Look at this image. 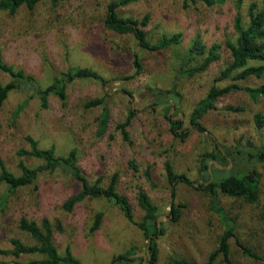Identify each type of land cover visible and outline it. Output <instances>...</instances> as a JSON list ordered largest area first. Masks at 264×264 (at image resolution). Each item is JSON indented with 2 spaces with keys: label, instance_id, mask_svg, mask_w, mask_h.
Segmentation results:
<instances>
[{
  "label": "rangeland",
  "instance_id": "374dc122",
  "mask_svg": "<svg viewBox=\"0 0 264 264\" xmlns=\"http://www.w3.org/2000/svg\"><path fill=\"white\" fill-rule=\"evenodd\" d=\"M108 1L69 0L55 5L45 1L32 10L21 7L15 14L0 11L2 58L15 69L32 75L38 86H46L61 71L77 66L91 68L108 80L102 84L94 79H76L67 85L64 101L50 95L47 107L41 106L39 97L28 85L10 91L0 107V157L8 170L18 174L20 160L31 167L44 164L40 158L17 155L18 148L29 147L27 135L40 147L53 146L58 155L75 148L77 163L89 180L101 177V184L106 185L112 174L118 173L117 190L129 198L137 221L143 215L137 202V187L141 186L159 207L160 222L164 223L165 232L156 239L157 259L153 263L147 260L145 235L112 201L88 197L72 211L64 209L63 201L77 191L78 184L60 168L54 172L43 170L33 184L8 193L0 211V249L11 250L10 240L15 237L25 243L33 242L18 227L20 216L25 215L37 223L44 217L49 219L59 251L69 246L84 264H112L114 255L132 249L137 251L136 256H141L135 264H165L169 257L205 264L217 246L221 230L209 195L178 183L172 197L163 162L169 160L176 172L186 173L197 185L199 158L205 152H214L216 144L242 146L247 140L255 145L264 143V126L256 129L253 123V113L264 112V98L252 100L244 90H234L216 100V108L206 111L200 119L205 131H198L190 123L194 106L211 85L230 82L215 81L230 58L224 40L235 38L238 17L247 23V6L254 0H217L209 6L198 2L188 7L183 6L182 0H139L120 6L118 12L122 16L138 19L149 16L144 29L152 41L181 33L179 44L159 51L141 48L131 35L106 28L102 18ZM195 39L206 47L213 42L221 44V57L203 71L183 74L187 50ZM134 53L141 62L139 73H135ZM11 79L0 70L2 83ZM240 83L264 85V77L251 76ZM158 90L176 92V103L170 109L166 107L171 101L159 100L154 94ZM102 96L109 108L110 121L106 132L100 134L102 106L86 107L85 102ZM228 105L243 109L228 110ZM129 108L135 112L128 126L131 146L123 141L117 128ZM167 116L181 117L177 133L170 129ZM183 133L187 134L184 138L180 136ZM131 158L138 163L137 173L128 167ZM252 166L259 178L257 202L220 195V205L234 218L239 239L255 248L262 258L246 259L232 241V255L237 264H264V228L259 218L264 209V159ZM147 167L150 180L144 175ZM6 192L7 185L0 181V196ZM171 203L179 209L178 219L170 214ZM96 213H101V221L92 229ZM57 220L61 230L54 226ZM42 257L40 254L16 257L0 252V264ZM214 264L224 263L218 257Z\"/></svg>",
  "mask_w": 264,
  "mask_h": 264
},
{
  "label": "trees",
  "instance_id": "16d2710c",
  "mask_svg": "<svg viewBox=\"0 0 264 264\" xmlns=\"http://www.w3.org/2000/svg\"><path fill=\"white\" fill-rule=\"evenodd\" d=\"M49 1L57 4L69 0H0V11L9 14H15L21 7L29 10L34 9L39 3ZM139 0H109L105 4V12L102 18L106 28L122 35H131L137 46L150 51H159L167 47L177 45L181 42V33L176 32L170 35H163L157 41L148 38L144 26L147 24L148 15L142 19L131 16H122L118 12L120 6H125ZM219 1V0H218ZM241 1V0H240ZM202 2L206 5H212L217 0H182L183 6L188 7L191 4ZM248 21L244 24L241 18L236 20L237 34L234 39L226 38L224 40L225 47L229 51V60L220 69L219 75L215 81L230 80L229 83L223 85L213 84L207 91L206 95L201 98L194 106L190 114V123L198 131H205L200 119L202 115L209 109L216 108V100L225 94L234 90H244L250 99L257 100L264 98V85L250 86L242 85L241 80L251 76L256 78L264 77V0L251 1L247 6ZM221 44L213 42L209 47L195 39L187 50V57L181 72L183 74L192 75L209 67V65L220 59ZM133 64L135 73H139L141 62L137 53L133 54ZM197 61V64L195 62ZM193 62V63H192ZM186 65H190L186 67ZM0 70L12 76V79L6 83L0 81V107L7 99L9 92L15 89H22L24 86L31 87L32 91L37 94L42 107H47L50 95L57 96L61 101L67 97V85L76 79H94L102 84L108 80L95 70L88 67H73L66 71H61L54 76L52 82L44 87L36 84L32 75L26 74L22 69H15L8 64L0 54ZM131 77V76H130ZM159 100L164 102L171 101L166 109H170L175 102L176 92L174 90H158L154 92ZM102 106L99 115L98 132L103 134L106 132L109 121V108L105 105V98L94 97L85 102L86 107ZM228 110H241L242 106L228 105ZM135 116L133 108H129L124 121L117 123V128L122 136L123 141L128 146L132 145L128 126ZM170 129L175 133L181 128V117L177 119L167 116ZM253 123L256 129L264 126V112L256 111L253 113ZM186 133L181 134L183 138ZM29 142L28 148H18L17 155H29L40 158L44 164L31 167L23 161L17 163L19 173L15 174L8 170L3 159L0 157V181L7 185V192L0 196V211L4 209L9 192L33 184L39 177L40 172L49 170L54 172L60 168L67 172L73 180L78 184L76 192L66 198L62 207L67 211H72L76 204L85 198H105L117 204L122 210L126 219L137 225L147 239L148 252L147 260L150 263L157 259L156 239L165 232L164 223L158 222L161 215L160 209L153 204L148 194L141 186L137 187V202L141 208L143 215L140 221L135 219L133 205L129 198L117 190L118 173L114 172L106 185L101 184V177L94 181L83 173L77 163V151L75 148L70 149L64 155H58L53 146L40 147L37 141L27 135ZM264 159V143L255 145L247 140L242 146L236 144L232 146L215 145L214 152H205L199 158L198 173L200 180L195 181V185L191 178L184 172H176L173 164L169 160L163 162V168L166 180L170 186L171 196H175V187L178 183H185L194 188L204 191L209 195V203L212 210L218 217L221 225L217 246L212 250L205 264H214L218 257L224 264H237L231 249L232 241L238 245L241 255L250 261H256L261 255L251 245L242 242L236 231L234 218L229 216L224 208L220 205V195H227L235 198H241L249 203H255L259 198V178L257 171L253 168L254 162H260ZM216 161L219 167L215 164ZM231 163V166L229 167ZM128 167L134 172L139 171L138 163L135 159L128 160ZM144 175L150 180L149 167L144 170ZM171 216L178 219L179 209L175 203H171ZM101 213H96L93 220L92 229H96L101 221ZM259 218L264 228V209H261ZM56 229L61 230L60 221L54 223ZM18 227L26 232L32 239V243H25L21 238H12L11 250H1V253L20 256L23 254H40V259H31L27 262H17V264H84L66 246L63 252H60L53 239V226L49 219L43 218L41 223L30 219L25 215L20 216ZM137 251L129 250L125 253L114 255L112 264H135L134 261L141 256H136ZM165 264H193L191 261L182 257H169Z\"/></svg>",
  "mask_w": 264,
  "mask_h": 264
},
{
  "label": "water",
  "instance_id": "95a60500",
  "mask_svg": "<svg viewBox=\"0 0 264 264\" xmlns=\"http://www.w3.org/2000/svg\"><path fill=\"white\" fill-rule=\"evenodd\" d=\"M216 165H218L219 167H225L224 165H219L216 161H214ZM160 216L158 217V222H160ZM147 252H148V246H147Z\"/></svg>",
  "mask_w": 264,
  "mask_h": 264
}]
</instances>
